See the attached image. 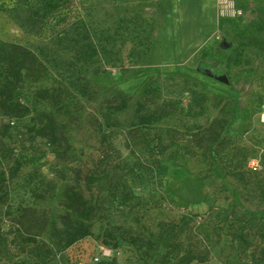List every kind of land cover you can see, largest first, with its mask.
<instances>
[{
	"label": "rangeland",
	"instance_id": "rangeland-1",
	"mask_svg": "<svg viewBox=\"0 0 264 264\" xmlns=\"http://www.w3.org/2000/svg\"><path fill=\"white\" fill-rule=\"evenodd\" d=\"M48 2L57 6L46 13ZM233 5L234 15H221L215 0H0V42L29 48L49 69L47 80L24 82L19 98L30 104L36 88L57 82L78 94L79 85L87 81L91 92L90 98L78 96L81 108L67 124L71 145L67 156L58 160L47 152L41 160L35 158L33 164L24 166L10 185V205L58 214L60 190L65 184H77L86 198L103 200L95 235L110 224L158 243L160 221L190 212L195 215L192 234L210 245L208 261L202 264H264L257 262L258 254L253 255L255 244L244 248L222 226L226 215L237 220L251 214L264 222V203L258 199L256 186L264 182V0H233ZM26 10L46 13L40 31L31 32L22 24ZM84 32L98 51L89 64L73 60L75 43ZM236 47L242 49V64L229 66L226 58ZM147 88L154 89L157 100L178 102L184 110L189 89L206 97L205 117L191 118L181 112L154 124L148 132L141 131L151 145L160 139L169 146L161 154L159 148L145 149L134 132L133 110ZM119 93L126 97L127 107L114 111L110 106L117 104ZM35 107L50 111L44 103ZM222 107L229 118L225 134L242 151L231 158L233 162L226 156L218 164V175L208 171L200 156L190 157L186 151H196L190 138L195 125L218 117ZM58 120L63 122L64 117L58 115ZM4 121L0 116V124ZM26 122L15 123L12 143L18 145ZM26 149L28 154L33 149L47 150L41 141ZM244 154L260 159L262 165L254 174L242 165L249 175L246 188L222 169L228 163H244ZM134 159L152 171L142 177L122 171L120 166ZM92 172L100 180L87 190L80 177ZM119 175L127 193L136 198L123 202L119 194L109 195L108 189L115 184L111 179ZM35 185L37 191L46 192L45 200L31 195ZM166 196L187 203L188 208L169 204ZM97 243L85 239L49 264H90L94 257L104 256ZM117 251V264H152L142 250L125 242H118Z\"/></svg>",
	"mask_w": 264,
	"mask_h": 264
},
{
	"label": "trees",
	"instance_id": "trees-1",
	"mask_svg": "<svg viewBox=\"0 0 264 264\" xmlns=\"http://www.w3.org/2000/svg\"><path fill=\"white\" fill-rule=\"evenodd\" d=\"M56 6L55 2H48L45 12H52ZM45 14L38 10H26L21 22L27 30L38 32L42 28ZM85 34L86 32L83 33V38L75 43L73 55L75 63L89 64L97 58V47ZM250 42L257 47L260 46L254 39H250ZM226 62L229 66L241 65L242 49L234 48L232 54L227 56ZM48 75L47 65L32 50L18 43L0 42V116L5 119L0 124V264H49L56 256L90 238L98 242L99 248L103 247L110 251L109 256H101L97 262L91 261L90 264H117L118 242H125L142 250L143 255L149 256L152 260V264L207 262L210 245L192 234L195 215L190 212L182 213L177 219L160 221L157 224L159 241L155 243L150 237L146 238L131 229L110 224L105 225L95 235L94 223L98 221V216L103 210V200L100 201L98 197L86 198L77 184H65L60 190L58 199L61 210L58 214H47L46 211L34 207L17 205L13 208L10 205V185L20 176L24 166L33 164L35 158L41 160L47 152L58 160H63L67 156L71 145L66 128L81 108L78 96L88 98L91 96L89 84L83 81L77 89L78 94L73 93L62 82H57L49 87L36 88L30 104L19 98V91L24 82L37 84L47 80ZM187 93L189 102L184 110L178 102L157 100L153 88L145 90L133 110V125H136L134 132H137L139 143L145 149L150 151L159 148L161 154L169 147L162 145L160 139L151 145L152 141L145 137V132L154 124L181 112L191 118L206 116L205 95L194 89H189ZM115 99L117 104L110 106L114 111H121L127 107L123 94H117ZM36 103L46 104L50 111L36 109ZM219 113L218 117L206 119L204 125H195L196 131L190 134V138L194 141L196 151L193 148L186 151L190 157L200 156L208 166V171L218 175L220 174L218 164H222L226 156H230V161L233 162L231 158L242 151L236 148L231 138L225 134L229 126L228 112L222 107ZM58 115L64 117L63 122L58 120ZM25 120L27 122L23 126L21 140L16 145V142L12 143V132L17 128L15 123ZM143 129L146 130L144 133L141 132ZM169 138L173 143V138L171 136ZM37 141L43 142L47 150L33 149L30 154L26 153V148H34ZM26 143L28 147H25ZM243 159L244 163H228L223 165L222 169L226 176L246 188L245 178L249 175H245L242 165H246L247 172L252 174L259 172L262 165L260 159L248 157L247 154L243 155ZM105 160L106 158L103 162ZM252 160L257 161V166L249 167L248 164ZM120 168L122 171L127 169L129 174H134L133 176L137 173L139 177L152 171L139 159L123 163ZM80 178L87 190L100 180L98 173L94 172ZM111 180H115V184L108 189L111 197L115 198L116 194H119V199L123 202L130 200V197L136 198L132 193H127L126 183L120 175L114 176ZM256 186L258 199L264 203V182H258ZM37 190L38 186L35 185L30 189L31 195L35 199L45 200L46 192ZM49 192H53V189L50 188ZM165 200L175 207L188 208L187 203L177 202L169 196H166ZM222 222V226L228 230L225 234L231 240H237L244 248L255 244L253 255L258 254L257 262H264V222L251 214L245 219L240 217L237 220L226 215ZM251 240H254V243H251Z\"/></svg>",
	"mask_w": 264,
	"mask_h": 264
},
{
	"label": "built area",
	"instance_id": "built-area-1",
	"mask_svg": "<svg viewBox=\"0 0 264 264\" xmlns=\"http://www.w3.org/2000/svg\"><path fill=\"white\" fill-rule=\"evenodd\" d=\"M216 5L218 7V10L220 12L221 15H234L235 14V10H234V5H233V0H216ZM238 13V12H237ZM249 167H255L257 166V161L252 160L249 162ZM102 251V254L104 256H109L110 255V251L106 248L101 247L100 248ZM94 262L98 261V257H94L93 258Z\"/></svg>",
	"mask_w": 264,
	"mask_h": 264
},
{
	"label": "crops",
	"instance_id": "crops-1",
	"mask_svg": "<svg viewBox=\"0 0 264 264\" xmlns=\"http://www.w3.org/2000/svg\"><path fill=\"white\" fill-rule=\"evenodd\" d=\"M214 1V0H213ZM215 2H216V0H215Z\"/></svg>",
	"mask_w": 264,
	"mask_h": 264
}]
</instances>
